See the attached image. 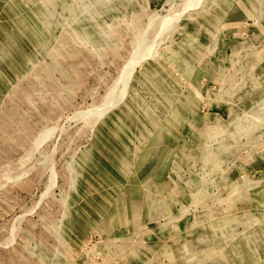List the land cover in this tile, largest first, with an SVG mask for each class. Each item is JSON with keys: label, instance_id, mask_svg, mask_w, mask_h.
Here are the masks:
<instances>
[{"label": "rangeland", "instance_id": "374dc122", "mask_svg": "<svg viewBox=\"0 0 264 264\" xmlns=\"http://www.w3.org/2000/svg\"><path fill=\"white\" fill-rule=\"evenodd\" d=\"M0 264H264V0H0Z\"/></svg>", "mask_w": 264, "mask_h": 264}]
</instances>
